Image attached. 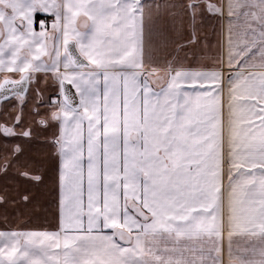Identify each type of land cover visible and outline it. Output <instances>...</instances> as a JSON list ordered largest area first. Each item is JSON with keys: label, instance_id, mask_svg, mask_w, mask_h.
<instances>
[{"label": "snow or ice", "instance_id": "snow-or-ice-1", "mask_svg": "<svg viewBox=\"0 0 264 264\" xmlns=\"http://www.w3.org/2000/svg\"><path fill=\"white\" fill-rule=\"evenodd\" d=\"M145 8L0 0V92L23 101L44 72L63 97L58 228L0 231V264H223L225 237L228 264H264V0H226L227 125L222 70L146 66ZM187 9L195 21L200 0Z\"/></svg>", "mask_w": 264, "mask_h": 264}, {"label": "crops", "instance_id": "crops-1", "mask_svg": "<svg viewBox=\"0 0 264 264\" xmlns=\"http://www.w3.org/2000/svg\"><path fill=\"white\" fill-rule=\"evenodd\" d=\"M190 2L142 0L146 5V66L164 69L172 62L175 67L222 70V103L227 125V81L233 74L227 65L229 21H235V17L228 16L226 0H208L224 5L223 15L209 13L204 0H200L201 10L193 21L187 9ZM54 20L49 12H36L33 28L39 32L43 23L50 32ZM4 75L0 73V81ZM8 75L19 79L18 73ZM33 75L23 101L15 94L20 89L0 92V126L13 129V134L5 135L0 127V231H55L59 225L60 156L55 144L59 123L51 119V113L57 110L63 97L51 73ZM41 120L47 123L41 124ZM24 132L30 134L25 136ZM84 164L86 170V149ZM37 175L40 181L32 179ZM227 183L225 175V187ZM222 259L223 264H228L226 237Z\"/></svg>", "mask_w": 264, "mask_h": 264}, {"label": "water", "instance_id": "water-1", "mask_svg": "<svg viewBox=\"0 0 264 264\" xmlns=\"http://www.w3.org/2000/svg\"><path fill=\"white\" fill-rule=\"evenodd\" d=\"M67 88H68V89L70 90V92L72 93L74 103H78V99H77V97H76V94H75L73 88H72L70 85H67Z\"/></svg>", "mask_w": 264, "mask_h": 264}]
</instances>
